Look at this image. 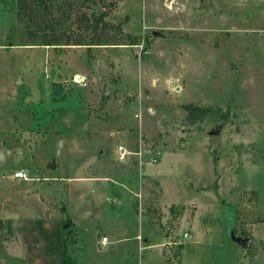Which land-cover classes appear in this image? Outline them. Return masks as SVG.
Returning a JSON list of instances; mask_svg holds the SVG:
<instances>
[{
  "label": "rangeland",
  "instance_id": "1",
  "mask_svg": "<svg viewBox=\"0 0 264 264\" xmlns=\"http://www.w3.org/2000/svg\"><path fill=\"white\" fill-rule=\"evenodd\" d=\"M73 3L106 9L139 44L109 32L89 50L10 45L22 24L0 0V178L22 169L49 197L42 212L16 196L24 187L1 186L13 230L0 229V264L26 263L22 222L25 245L50 239L28 250L44 264H63L64 224L74 264H264V0ZM190 103L227 110V123H189ZM119 145L141 157L120 159ZM42 215L44 234L29 225Z\"/></svg>",
  "mask_w": 264,
  "mask_h": 264
},
{
  "label": "trees",
  "instance_id": "2",
  "mask_svg": "<svg viewBox=\"0 0 264 264\" xmlns=\"http://www.w3.org/2000/svg\"><path fill=\"white\" fill-rule=\"evenodd\" d=\"M87 0H15L16 17L22 24V33L15 46H86L89 50L93 46L107 45L108 39L115 36L120 43L130 46L138 45L139 39L128 33H123L120 27L105 21L108 14L106 9H98L96 13L88 15L83 11L75 13L73 2H80L81 6ZM89 16V17H87ZM89 21H92V34L90 39L81 35V30H87ZM112 32V37L108 33ZM187 113V120L194 124L208 115L216 113L221 123H227L229 113L221 108L213 109L210 106H197L195 104H185L182 106ZM214 172L216 180L214 189L217 190V162L214 161ZM6 228L8 231L13 230V221L10 219H0V229ZM19 231V228H17ZM244 234V232H242ZM245 235V234H244ZM62 247L63 264H74L68 254V247L74 244L75 240L70 237V228H62ZM179 246L178 249H181Z\"/></svg>",
  "mask_w": 264,
  "mask_h": 264
},
{
  "label": "crops",
  "instance_id": "3",
  "mask_svg": "<svg viewBox=\"0 0 264 264\" xmlns=\"http://www.w3.org/2000/svg\"><path fill=\"white\" fill-rule=\"evenodd\" d=\"M0 166H1V163H0ZM17 171H23L24 172V170H22V169L16 170L15 172H17ZM25 175H26V173H25ZM13 178L14 177L12 176V174L8 178H5V179L0 178V188H1V186H4V182L5 183L10 182V184H15L16 187L17 186L24 187L26 190L25 191H16V194H17L16 196H22L24 194L23 192H26L25 194H27V195L31 194L32 195L31 198L33 199V203H35V206L37 208H39L40 210H42V212H43V206L46 205L45 201L47 199H49V197L47 195L43 196V194H41L40 192L35 190V188H34L35 187V181L22 179V180L17 182V180H14ZM49 224H50V221L45 220L44 215H42V217H39V219H34L31 223H29V225H31V226H33V228L39 230L42 234H44V230L49 227ZM25 225L26 224L24 222H22V225H20L22 242L24 243L21 259H22V261L26 262L27 264H44V259L39 258V257H34L33 260L30 261L31 256H30L28 250L31 247L32 251H34V250L41 251L42 250V252H43L45 246L48 243V240L50 241V239L46 235H41L42 238H38L36 240L33 238V241H32V243H30L31 244L30 246L25 245V244L29 243L28 238L30 237V235L28 237V233L24 231ZM61 242H62V237H61ZM61 247H62V243H61Z\"/></svg>",
  "mask_w": 264,
  "mask_h": 264
},
{
  "label": "built area",
  "instance_id": "4",
  "mask_svg": "<svg viewBox=\"0 0 264 264\" xmlns=\"http://www.w3.org/2000/svg\"><path fill=\"white\" fill-rule=\"evenodd\" d=\"M116 153L118 154V157L120 159H124L125 157L129 156V155H135L137 156L138 158L141 157V152H131L129 151L125 146L123 145H119L117 146L116 148ZM152 162L154 161L153 159L151 160ZM14 178H17V179H27V176L25 175V173L23 171H17V172H14L13 175H12ZM188 237V233L187 232H184L183 233V238H187ZM108 238L103 236L101 238V240L99 241V244L101 247H104L105 245H107L109 242H108ZM171 244L173 245L174 242H166V244H163V245H167V246H171Z\"/></svg>",
  "mask_w": 264,
  "mask_h": 264
},
{
  "label": "bare ground",
  "instance_id": "5",
  "mask_svg": "<svg viewBox=\"0 0 264 264\" xmlns=\"http://www.w3.org/2000/svg\"><path fill=\"white\" fill-rule=\"evenodd\" d=\"M172 8V7H171ZM75 76V81H74V83H80L81 81H84V78H82V76L81 75H79V74H75L74 75ZM81 78V79H80Z\"/></svg>",
  "mask_w": 264,
  "mask_h": 264
},
{
  "label": "water",
  "instance_id": "6",
  "mask_svg": "<svg viewBox=\"0 0 264 264\" xmlns=\"http://www.w3.org/2000/svg\"><path fill=\"white\" fill-rule=\"evenodd\" d=\"M63 227L66 228V227H67V224H64ZM245 245H246V244H244V246H245Z\"/></svg>",
  "mask_w": 264,
  "mask_h": 264
}]
</instances>
